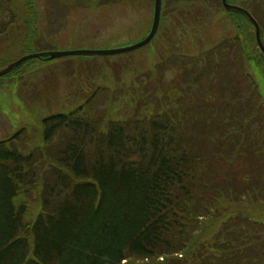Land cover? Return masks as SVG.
Here are the masks:
<instances>
[{
    "label": "trees",
    "instance_id": "16d2710c",
    "mask_svg": "<svg viewBox=\"0 0 264 264\" xmlns=\"http://www.w3.org/2000/svg\"><path fill=\"white\" fill-rule=\"evenodd\" d=\"M203 70H195L194 92L184 82V93L175 89L163 102L153 94L143 115L106 119L90 102L97 88L76 109L44 116L41 144L26 128L0 140V264H121L175 254L196 264H264V235L251 234L264 223L244 213L225 221L220 245L191 251L203 220L220 216L219 199L264 198V177L241 192L210 177L212 160L237 159L242 145L264 158L256 137L264 135V115L241 99L215 105L200 89ZM190 93L198 97L191 106ZM36 188L40 211L28 221L17 199Z\"/></svg>",
    "mask_w": 264,
    "mask_h": 264
},
{
    "label": "rangeland",
    "instance_id": "374dc122",
    "mask_svg": "<svg viewBox=\"0 0 264 264\" xmlns=\"http://www.w3.org/2000/svg\"><path fill=\"white\" fill-rule=\"evenodd\" d=\"M228 2L248 8L250 0ZM253 2L264 45V0ZM161 9L156 34L136 50L107 57L54 60L41 55L0 76V140L26 128L31 143L41 144L42 118L53 112L76 109L97 88L102 92L90 102L106 110V119H120L136 112L145 114L155 105L153 94L163 102L161 96L173 94L175 89L184 93L180 85L192 83L195 70L200 67L206 76L200 89L208 92L215 105L224 101L240 106L241 99L245 109L252 105L264 115V54L257 45L253 26L236 12L226 13L221 0H162ZM152 18L153 0H0V71L39 51L130 46L147 36ZM226 81L231 83L225 85ZM190 87L191 84L187 90L194 92ZM197 98L196 93H190L185 102L191 106ZM248 125L252 128V122ZM256 137L264 139V135ZM238 138L243 143L244 134H238ZM239 148L237 153L241 155L237 159L212 160L216 170L210 177L220 186L230 184L241 192L255 182H262L264 158L257 160L244 153L243 145ZM38 197L36 188L17 199L26 203L28 221L40 211ZM217 209L220 216L203 220L191 251L196 246L209 245L210 249L215 243L220 245V240L227 238L222 235L223 225L231 216L244 213L264 223L262 197L241 201L222 198ZM240 227L248 230L245 224ZM253 230L251 234L263 236L264 224L254 226ZM121 264H196V260L192 262L175 254L154 260L127 259Z\"/></svg>",
    "mask_w": 264,
    "mask_h": 264
},
{
    "label": "water",
    "instance_id": "95a60500",
    "mask_svg": "<svg viewBox=\"0 0 264 264\" xmlns=\"http://www.w3.org/2000/svg\"><path fill=\"white\" fill-rule=\"evenodd\" d=\"M222 5L227 12L238 11L245 14L249 20L254 24L256 28V40L259 48L264 53V46L260 38V28L254 18L250 16V14L244 10L243 8L236 6L234 4H230L227 0H222ZM160 9H161V0H154V12H153V21L152 26L150 29L149 34L140 42L122 48H115V49H108V50H70V51H61V52H46L49 59L61 58L65 56H102V55H114L119 54L122 52L130 51L137 49L146 45L155 35L158 25H159V18H160ZM42 53H33L30 55L23 56L22 58L18 59L17 61L9 64L6 68L0 71V76L7 74L8 72L12 71L14 68L19 66L22 62L27 61L32 58L40 57Z\"/></svg>",
    "mask_w": 264,
    "mask_h": 264
},
{
    "label": "flooded vegetation",
    "instance_id": "af4514ba",
    "mask_svg": "<svg viewBox=\"0 0 264 264\" xmlns=\"http://www.w3.org/2000/svg\"><path fill=\"white\" fill-rule=\"evenodd\" d=\"M249 7L248 8H244V7H242V8H244L249 14H250V16L252 17V18H254L255 20H256V16H255V8H256V5H255V3L253 2V0H250V3H249V5H248ZM241 7V6H240ZM253 10H254V12H253ZM239 15H241L242 17H244L252 26H253V28H254V31H255V27H254V25L252 24V22H250V20H249V18L245 15V14H243V13H240V12H237ZM257 21V20H256ZM258 22V21H257ZM238 27V26H237Z\"/></svg>",
    "mask_w": 264,
    "mask_h": 264
}]
</instances>
